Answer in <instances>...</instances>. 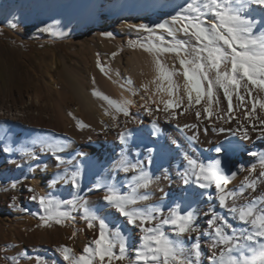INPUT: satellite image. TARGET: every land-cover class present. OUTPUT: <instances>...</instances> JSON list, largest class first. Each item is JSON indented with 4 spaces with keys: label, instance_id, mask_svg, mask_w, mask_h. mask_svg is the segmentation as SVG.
<instances>
[{
    "label": "bare ground",
    "instance_id": "1",
    "mask_svg": "<svg viewBox=\"0 0 264 264\" xmlns=\"http://www.w3.org/2000/svg\"><path fill=\"white\" fill-rule=\"evenodd\" d=\"M184 4L185 0H2L0 20L3 17L11 20L21 12L28 30H11L14 32L12 34L0 23V43L5 41L7 34H12L13 37L11 46L0 45V55L8 62L11 58L15 60V65L8 66L7 80L0 82V193L5 188L13 191L8 195L4 194L0 201V230L3 231L0 233V258L6 254L12 259L20 258L21 262L17 260L18 264H36L35 257L40 255L46 257L50 264H66L56 253L57 247L68 245L79 254L98 235V227L89 229L77 213H73L77 217L74 222L69 220L59 227L30 230L31 226L43 223L40 216L44 213L36 202L29 199L28 187L40 193L52 192L61 199L71 198L70 193L74 192L63 181L52 183L56 179L54 174L64 166L58 168L51 154L39 151L40 144L36 141L45 138H55L62 143L71 141L62 154L70 162L69 171L74 170V164L82 169L84 191L81 195L89 201L90 206L100 209V215L108 216L112 221L111 227L120 225L130 237V258L133 256L132 248L139 244L138 229L127 225L114 209L105 206L102 200L104 189L92 187L98 177H109L112 182L123 185L134 175L115 168L122 148L132 162L144 161L146 169L156 180L151 189L153 194L150 202L173 206L179 196L189 195L190 207L199 213L196 224L202 231L207 229L210 215L204 213H208L210 208L224 215L238 230L244 227L227 215L226 209L219 206L214 187L206 190L194 184L186 186L178 175L186 167L183 153L202 159L204 151L233 134L214 131L212 124L196 119L194 110L182 112L183 106L176 110L178 116L171 121L164 119L163 112L150 116L141 107L144 93L140 91L133 97L126 88L121 87L126 77H131L134 86L139 89L142 83L152 80L156 75L152 56L139 47L129 45V40L143 39L147 34L128 26L159 22L175 14L177 5ZM251 14L257 21L264 19V9L258 5L252 6ZM50 24L57 25L63 35L44 32L45 26ZM91 29L92 34L88 36ZM109 32L113 34L110 37L105 35ZM42 34H46L48 41L54 45L62 40L81 41V51L73 52L74 60H69L67 55H62L58 60L57 52L49 50L41 57L35 52L30 54L26 49L30 38L41 37ZM81 36H84V40ZM179 38L184 37L181 34ZM166 59L171 65L174 57L169 55ZM98 61L110 69L108 75L101 72ZM23 62L28 66L26 72L36 79V83L28 86L15 84L14 74L20 71ZM55 70L59 79H56ZM179 79L182 83V78ZM93 89L114 99L121 96L133 99L135 103L130 108L131 114H117L115 120L106 115L101 106L104 102L93 95ZM221 100L222 106L226 104L223 97ZM154 120L159 127L158 134H154ZM81 123L84 126H80ZM217 123L220 124L219 121ZM185 124H197L198 129L184 128ZM221 126L235 129L237 124L233 120ZM204 128L208 131H203ZM125 130L131 132L126 145L118 139L119 133ZM193 132L198 135L195 141L187 138ZM139 135H143L146 141ZM163 140H166L165 145ZM173 141L181 146V151H177ZM241 141L245 149L229 157L230 170L237 175L231 179L228 190L240 188L251 165L256 164L257 174L259 172L258 157H252L248 153L255 146H259L264 152V138L253 132L251 139ZM6 148L11 151H5ZM27 149L36 151L39 160H30L24 154ZM79 153L86 155L81 157ZM16 156V162L9 161ZM149 157L152 163L147 165ZM44 165H47L46 169ZM240 165L243 167L239 168ZM21 177L25 179L23 188H12L11 184ZM90 188L91 191L88 190ZM249 193L250 190L244 195L248 196ZM251 195H264V183L258 184L256 192ZM25 208L28 211H24ZM22 233L34 241L36 248L38 246L37 252L29 251L24 243L19 244L24 239ZM73 233H76L75 236ZM200 242L204 250L210 239L201 236ZM4 245L5 253H2ZM12 263L14 264L13 260ZM0 264L8 263L0 260ZM202 264L209 262L202 258Z\"/></svg>",
    "mask_w": 264,
    "mask_h": 264
},
{
    "label": "snow or ice",
    "instance_id": "2",
    "mask_svg": "<svg viewBox=\"0 0 264 264\" xmlns=\"http://www.w3.org/2000/svg\"><path fill=\"white\" fill-rule=\"evenodd\" d=\"M253 5L264 9V0H185V4L177 5L175 14L166 19L151 25H129V28L147 34L143 39L129 43L152 56L156 75L142 83L139 89L131 77H126L121 87L133 97L142 91L144 102L141 107L150 116L163 112L164 119L171 121L178 116L176 110L183 106L182 112L194 110L196 119L212 124L214 131L231 132L241 140L251 139L253 132L264 138V19L257 21L252 17ZM43 31L63 35L55 24L45 26ZM181 34L184 38H179ZM105 35L110 37L113 34ZM169 55L174 57L171 65L166 59ZM98 66L105 75L109 74L107 66L99 61ZM93 95L104 102L101 106L105 114L114 120L117 114L129 116L135 103L125 96L114 99L96 89H93ZM221 97L226 102L223 106ZM156 120L153 121L154 134L159 133ZM233 120L237 124L235 129L221 126ZM80 126L84 125L81 123ZM184 128L198 129V125L185 124ZM130 136L131 132L125 130L119 133L118 139L126 145ZM187 138L195 141L198 135L193 132ZM36 143L40 144V152L52 155L58 168L64 166L54 174L56 179L52 183L63 181L74 189L71 198L61 199L52 192L40 193L28 187L29 199L43 209L44 214L40 216L43 224L74 222L77 217L73 213H77L89 229L98 227V235L81 253L77 254L68 245L55 249L66 264H116L124 261L127 264H202V258L209 264H264V195H251L256 192L258 184L264 183V152L248 153L258 157L259 172L257 174L256 164L251 165L247 169L248 176L237 190H228L237 173L232 171L229 174L222 164L225 157L239 150L238 140L225 138L218 142L214 146L217 157L207 161L183 153L186 167L178 173L182 183L186 186L194 184L200 189L214 187L219 206L244 226L238 230L224 215L210 208L204 213L210 215L207 229L202 231L196 224L197 210L184 208L180 203L167 206L162 202H150L156 180L146 169L144 161L132 162L122 148L115 168L134 175L123 185L112 182L109 177H98L92 187L104 189L102 200L105 206L114 209L127 225L138 229L139 244L132 248L130 258V237L120 225L111 227L108 216L100 215V209L90 206L81 195L84 191L82 169L74 164V170L69 171L70 162L62 154L71 141L62 143L55 138H45ZM172 143L177 151H181L176 141ZM24 154L30 160H39L33 149H27ZM146 163H152L150 157ZM36 166L40 167L39 164ZM17 183L19 181H14L11 187L16 188ZM249 190V195L245 196ZM208 198L212 199L211 196ZM201 236L210 239L204 250ZM13 261L18 264L15 258ZM35 262L46 264L40 255L35 257Z\"/></svg>",
    "mask_w": 264,
    "mask_h": 264
},
{
    "label": "rangeland",
    "instance_id": "3",
    "mask_svg": "<svg viewBox=\"0 0 264 264\" xmlns=\"http://www.w3.org/2000/svg\"><path fill=\"white\" fill-rule=\"evenodd\" d=\"M2 3V0H0V4ZM107 13V11L105 12ZM24 15L21 14V12H19V14H17L16 16H14L11 20H7L6 18H2L0 20L1 25L3 24V28L7 29L8 31L11 32L12 31H16V30H28V28L26 27L27 25L24 22ZM15 24V27H12V25ZM5 25V26H4ZM12 34H14V32H11ZM12 34H7V38L5 39L4 42L0 43L1 46H11L12 45V41H13V37ZM92 34V29L91 31L88 33V36H90ZM81 38H83L84 40V36H81ZM135 38V37H133ZM131 41V40H129ZM129 45H131L129 43ZM132 46V45H131ZM81 41L78 40H62L61 42H59L57 45H54L52 43H50L47 39L46 34H42L41 37H34V38H30L29 44L27 45L26 49L27 51H29L30 54H33L34 52L37 53L39 55V57L44 56L45 52L47 50L53 52L56 51L57 52V58L58 60L60 59V57L62 55H67L69 56V60H74L75 59V54H73V52H80L81 51ZM133 47V46H132ZM88 48V47H87ZM48 60L50 61V57H48ZM9 63V64H8ZM9 65H15V60H13L12 58L9 60V62L5 59V57H3L2 55H0V82L2 81H6L7 77H8V66ZM61 67V64L59 62L58 68ZM28 66L25 64V62L22 63V65H20V71L15 72L14 77H15V84L18 86H28L29 84H34L36 83V79H34L32 76H30L26 71H27ZM58 70V69H57ZM57 70H55V74H56V79H59V75L57 73ZM16 160H18V156H16L14 159H11L9 161H13L16 162ZM25 182V179L23 177L20 178L19 183H21V185L19 186V184L17 183L16 189H18V187L20 189L23 188V184ZM5 188L4 191H2L0 193V201L3 198V195H8L10 192L13 191H9ZM17 191V190H15ZM41 225V226H40ZM40 225H33L31 226L30 230H36V229H40V228H51V227H59L60 224L57 223H51L50 226H45L43 223ZM62 225V224H61ZM60 225V226H61ZM0 233L2 234L3 231L0 230ZM23 235V240L19 241V244H25L27 249L29 251L32 252H37L38 251V246L36 248V245L34 243V241H32L31 239L25 237L24 233H22ZM29 245V246H28ZM33 245V246H32ZM4 248L2 249V253H5V245L3 246ZM30 248V249H29ZM46 261V264H50V261L46 258L43 257ZM1 261H6L8 264H13L12 263V258H10L9 256H7L6 254H3V257L0 258ZM19 262H21V259L18 258L17 259Z\"/></svg>",
    "mask_w": 264,
    "mask_h": 264
}]
</instances>
